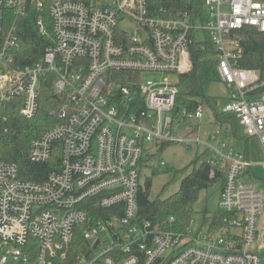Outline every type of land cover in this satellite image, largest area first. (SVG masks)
I'll return each instance as SVG.
<instances>
[{
    "label": "built area",
    "instance_id": "2783aa9c",
    "mask_svg": "<svg viewBox=\"0 0 264 264\" xmlns=\"http://www.w3.org/2000/svg\"><path fill=\"white\" fill-rule=\"evenodd\" d=\"M171 1L0 0V103L17 102L21 117L32 119L41 92L63 97L57 122L26 155L51 165L45 178H23L16 164L0 161V264H67L77 235L87 253L71 264H264V189L247 151L224 153L179 134L183 122L202 118V106L180 109L177 119V86L141 78L190 73V47L203 33L228 93L220 113L235 116L264 154V48L258 66L242 67L250 36L264 39V0H203L184 12L156 6ZM32 7L48 15L51 41L38 61L15 65L17 23ZM37 25L45 34L41 18ZM149 143L212 152L205 160L223 171L217 211L231 214L227 224L210 219L193 232L190 220L178 231L140 216Z\"/></svg>",
    "mask_w": 264,
    "mask_h": 264
},
{
    "label": "trees",
    "instance_id": "16d2710c",
    "mask_svg": "<svg viewBox=\"0 0 264 264\" xmlns=\"http://www.w3.org/2000/svg\"><path fill=\"white\" fill-rule=\"evenodd\" d=\"M203 0H173L171 3H156L157 7L177 11L198 10ZM41 18L45 34L40 32L37 25ZM18 47L14 50L15 65H31L38 61L44 49L50 44V20L44 11L36 8L28 9L26 16L19 19L17 23ZM249 41L251 47L247 48L243 56L242 67L252 68L260 63L261 54L264 48L262 43L256 42L251 35ZM201 43V44H200ZM203 44V46H202ZM203 47V49L201 48ZM191 61L193 68L190 73L180 75L181 82L186 81L187 86L179 92L178 104L173 116L179 118L180 109L193 113L203 98L202 89L210 83L215 74L216 59L213 47L209 42L194 43L190 47ZM63 103V97L51 94L48 90L41 92L39 109L37 115L32 119H24L19 114L17 102L0 103V161L16 164L19 167L21 176L26 179H44L49 170L50 164H31L27 161V151L31 140L41 136L52 124L57 122L56 114ZM215 120L227 126V134L235 138L247 139L242 136L238 120L233 115L215 113ZM167 144H161L163 148ZM190 173L185 176L179 185L177 192L167 199L160 200L158 197L150 199L151 178L143 177L138 194L139 214L153 223H159L166 229L183 230L194 215V205L202 191L211 189L214 186L221 187L223 182V171L219 166L209 163L205 159L196 157L190 164ZM189 166V167H190ZM170 218H173L170 222ZM214 224H227L231 214L216 212L210 217ZM67 264L74 262L79 255L87 253V245L77 235L69 249ZM1 255V251H0Z\"/></svg>",
    "mask_w": 264,
    "mask_h": 264
},
{
    "label": "rangeland",
    "instance_id": "374dc122",
    "mask_svg": "<svg viewBox=\"0 0 264 264\" xmlns=\"http://www.w3.org/2000/svg\"><path fill=\"white\" fill-rule=\"evenodd\" d=\"M120 25L128 33L134 32V26L131 23H121ZM203 38V33L197 31L194 35V42H202ZM124 78L125 74L122 75V79ZM141 78L143 81L152 80L154 82L166 78L176 85L179 91L184 90L187 86V82H181L180 77L176 75L160 76L147 73ZM202 94L203 98L200 101L203 109L202 118L200 120H188L186 129H195L193 136L214 144L224 153L230 150L242 153L247 151L249 160L254 164L252 169L256 176L254 182L264 189V168L260 165L264 161V154L258 140L256 138L243 140L240 137L235 138L228 135L227 126L219 124L215 120L214 114L220 113L228 95L225 86L219 82L215 74L212 81L204 85ZM219 131H221V134L215 141H212L211 136ZM222 142L224 143L223 149L220 146ZM144 154L145 165L142 176L151 178L149 197L150 199L158 197L160 200H164L177 192L181 180L190 173L192 169L190 164L195 158L199 157L202 160L210 158L212 152L203 145L171 143L161 148L160 144L149 143L145 146ZM219 194L220 188L218 186L200 192L194 205L195 213L191 218L193 232H196L202 225H205V227L209 225L210 217L218 210Z\"/></svg>",
    "mask_w": 264,
    "mask_h": 264
},
{
    "label": "crops",
    "instance_id": "0c3cea01",
    "mask_svg": "<svg viewBox=\"0 0 264 264\" xmlns=\"http://www.w3.org/2000/svg\"><path fill=\"white\" fill-rule=\"evenodd\" d=\"M186 122H183L180 125V129H178V132H179V134H182L185 136H193L196 130L195 129H186ZM194 137H196V136H194Z\"/></svg>",
    "mask_w": 264,
    "mask_h": 264
}]
</instances>
